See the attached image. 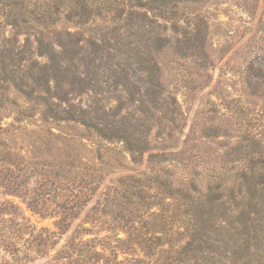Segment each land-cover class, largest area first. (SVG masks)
<instances>
[{"label":"rangeland","instance_id":"374dc122","mask_svg":"<svg viewBox=\"0 0 264 264\" xmlns=\"http://www.w3.org/2000/svg\"><path fill=\"white\" fill-rule=\"evenodd\" d=\"M37 1L46 0H31V8ZM190 12L191 31H201L195 47L185 57L175 45L154 52L164 96L177 101L176 121L164 110L148 113L143 123L150 125V151L137 162L122 142L106 141L75 122L48 119L43 105L0 80V264H167L176 248L158 246L156 237L164 221L172 234L179 229L182 200L157 179L193 181L206 189L208 181L232 180L242 165L240 153L233 154L238 148L256 145L264 154V0H206ZM10 23L0 24V54L15 45L14 60L6 63L24 71L47 63L38 54L42 35L56 45L58 31L76 30L64 23L48 29L34 24L31 32L22 24L26 32H18ZM98 24L105 33L113 28L109 18ZM83 33L86 48L96 31ZM23 55L28 60L20 62ZM130 63L126 86L116 87L112 65L109 71L104 64L94 69L98 79L85 92L64 84L68 103L85 108L100 101L139 124L146 76ZM36 89L35 95L49 96L45 85ZM132 89H139L136 102ZM67 207L79 217L61 231L58 222ZM141 240L151 252L137 245ZM95 250L104 253L102 261L91 260Z\"/></svg>","mask_w":264,"mask_h":264},{"label":"trees","instance_id":"16d2710c","mask_svg":"<svg viewBox=\"0 0 264 264\" xmlns=\"http://www.w3.org/2000/svg\"><path fill=\"white\" fill-rule=\"evenodd\" d=\"M203 1L206 0H46L41 5L37 1L31 8V0H0V24L2 19L9 20L18 32L25 31L20 29L22 24L31 32L35 30L34 24L48 29L64 23L76 29L75 32L65 28L58 31L60 39L56 45L42 35L38 54L46 57L47 63L33 64L27 71L11 69L6 60H14L15 45L4 48L0 54L3 57L0 80L22 92L29 102L43 105L48 119L75 122L106 141L122 142L137 162L150 151V125L143 123L152 116L148 113L164 110L176 121L173 117L177 114V101L171 98L168 101L164 96L159 61L154 52L175 45L177 53L185 57L195 47L201 31H191L194 28L189 21L190 9ZM107 18L113 28L105 33L98 28V23ZM92 26L96 28L91 30ZM88 29L96 33L86 41L85 48L81 43L85 40L83 31ZM124 29L136 30L122 34ZM169 32L173 37H168ZM135 37L136 41H131ZM18 60L23 62L28 58L23 55ZM130 62L146 76V89L143 94L140 92V99L136 98L139 89L130 92L131 101L138 100L140 112L145 116L139 124L131 125L119 113L121 108L107 109L100 101H93L94 104L85 108L68 103L64 84L78 85L85 92L98 79L95 70L104 64L109 71L111 67L107 66L112 65L115 86H126L129 84L126 67ZM30 78L35 86L29 83ZM41 84L46 86L48 97L35 95L36 86L39 88ZM245 148V151L235 149L233 153H240L242 157L238 161L242 165L229 183L220 178L217 182L208 181L206 189H199L200 185L193 181L176 183L157 179L165 192L171 196L178 193L182 200L176 215L181 224L179 229L172 234L164 221L162 235L156 237L158 246L169 244L176 248L174 253L165 251L174 254L167 264H264V154L256 145ZM165 154L151 155V158H163ZM61 216L58 228L64 231L69 229L68 220L78 218L79 214L67 207ZM122 242L131 243L126 239ZM145 242L138 241L137 245L151 252L153 247ZM103 258L104 253L95 250L91 260L100 262Z\"/></svg>","mask_w":264,"mask_h":264}]
</instances>
